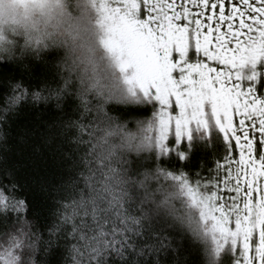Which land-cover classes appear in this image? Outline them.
Masks as SVG:
<instances>
[{"label": "snow or ice", "instance_id": "1", "mask_svg": "<svg viewBox=\"0 0 264 264\" xmlns=\"http://www.w3.org/2000/svg\"><path fill=\"white\" fill-rule=\"evenodd\" d=\"M97 12L113 71L108 85L97 79L92 87L106 90L108 101L155 107L132 147L184 163L195 142L213 147L215 133L226 153L194 180L163 168L141 178L123 152L77 138L86 150L66 155L68 179L52 190L49 239L66 246L70 264H131L130 256L145 254L136 252L137 240L155 239L166 250L157 227L178 225L205 247L210 264H264V212L253 203L259 191L264 207V96L254 87L264 80V0H99ZM190 49L217 67L193 60ZM242 81L253 83L242 89ZM150 180L163 182L159 201ZM16 191L0 185V224L13 225L0 240V264H27L38 239Z\"/></svg>", "mask_w": 264, "mask_h": 264}, {"label": "trees", "instance_id": "2", "mask_svg": "<svg viewBox=\"0 0 264 264\" xmlns=\"http://www.w3.org/2000/svg\"><path fill=\"white\" fill-rule=\"evenodd\" d=\"M97 17L99 19L98 12ZM141 18H144L143 6ZM100 36L99 28L98 48L106 56L99 43ZM8 49L4 59L15 57L17 63H0V185L8 189L17 187L15 198L26 201L27 222L38 236L35 250L24 257L27 264H70L66 246L58 243L54 236L49 239L48 230L55 223L51 215L52 190L68 179L66 155L73 152L82 155L86 150L87 143L77 144V138L89 142L91 137L92 143L115 147L131 161L141 178L144 173L154 174L163 168L187 172L194 180L197 172L210 174L215 162L226 153L215 133L213 147L195 142V150L184 163L175 156L161 162L151 153L138 152L132 147L137 143L135 135L140 124L151 119L155 111L153 105H122L106 100L107 92L101 95L86 90L88 84L75 64L54 53L60 49L51 41L10 37ZM189 55L193 60L203 59L206 64L217 67L202 54L196 56L193 49L189 50ZM260 70L264 71V67ZM252 83L242 81V89ZM254 87L256 96H264V80L256 82ZM129 137H132L130 142ZM162 183L148 181L149 190L157 201L161 196L155 189ZM227 187L231 189L232 185ZM176 207H180L179 201ZM12 227L10 221L0 224V240H6ZM157 231L167 238L168 248L161 251L155 239L137 240L136 252L145 254L130 256L131 264H148V261L152 264H210L205 247L186 229L161 225Z\"/></svg>", "mask_w": 264, "mask_h": 264}, {"label": "clouds", "instance_id": "3", "mask_svg": "<svg viewBox=\"0 0 264 264\" xmlns=\"http://www.w3.org/2000/svg\"><path fill=\"white\" fill-rule=\"evenodd\" d=\"M97 0H0V63H17L15 57L4 59L10 37L51 41L60 50L54 52L75 64L88 88L97 79L108 85L113 69L98 48L99 26ZM106 92V90H104Z\"/></svg>", "mask_w": 264, "mask_h": 264}, {"label": "rangeland", "instance_id": "4", "mask_svg": "<svg viewBox=\"0 0 264 264\" xmlns=\"http://www.w3.org/2000/svg\"><path fill=\"white\" fill-rule=\"evenodd\" d=\"M114 6V5H113ZM117 6V5H116ZM212 46L210 45V48ZM174 56H175V53H174ZM175 75V74H174ZM196 79H198V77H196ZM262 186V185H261ZM253 203L254 204H257V205H254V208H257L259 209L260 212H264V207H261L259 204V191L253 193Z\"/></svg>", "mask_w": 264, "mask_h": 264}]
</instances>
